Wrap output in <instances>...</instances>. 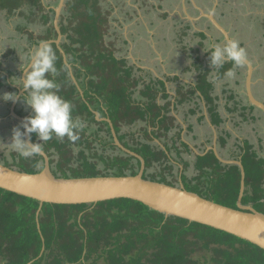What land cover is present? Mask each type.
<instances>
[{"label": "trees", "instance_id": "trees-1", "mask_svg": "<svg viewBox=\"0 0 264 264\" xmlns=\"http://www.w3.org/2000/svg\"><path fill=\"white\" fill-rule=\"evenodd\" d=\"M59 1L52 0L47 5L56 6ZM28 6L30 21L38 18L45 24L52 22L44 35L26 30L28 42L37 46L41 42L56 40L55 11L47 12L43 0H0V10L9 16ZM110 16L111 12L103 8L102 0H66L59 23L61 34L65 36L61 48L79 86L84 89L83 96L72 82L60 50L55 43L49 44L57 54L59 73L56 76L49 73L47 78L55 80L59 85L58 94L71 102L74 118H79L84 124L98 126L97 130L88 133L90 125H86L75 142L66 137L63 140L54 137L45 143L32 134L33 143H43L52 173L63 178L69 177L67 173L75 175L71 177L108 176L100 174L95 160L100 162L110 156L100 153L94 142L104 143L113 149L116 146L109 124L97 121L96 111L101 117H109L120 142L145 160V172L159 168L151 175H154L151 180L174 186L177 177L185 175L191 192L237 209L242 179L239 166L224 165L213 151H209L196 157V175L189 178L186 171L190 162L185 161L182 155H190L192 150L182 141L183 128L172 115L173 102L165 87L166 80L144 81L143 77L135 75V66H129L126 58L115 55L114 44L106 42L111 28ZM182 34L187 36L185 30ZM198 36L202 40L207 39L205 33H198ZM196 53L193 68L198 77L195 85L186 86L175 76L174 81L179 83L175 89V109L202 99L212 124L220 127L224 124V117L214 95V84L225 79L224 73L233 66L228 62L215 69L210 62L204 63L205 58L201 59L198 51ZM206 58L210 59V52ZM6 78L7 75L0 71V81L5 82ZM140 84L143 88L135 97ZM160 100L166 102L161 104ZM232 101L234 107H226L229 113L255 109L248 103L246 106V102L239 101L234 94L229 97V102ZM197 112H200L198 123H201L205 115L195 101V108L189 113ZM137 123L143 126L135 132L130 128ZM193 126H188V132H192ZM104 128L109 139L100 136ZM155 139L160 143L154 144ZM219 139L220 147H226L227 137L220 136ZM237 147L240 152L235 159L241 158L245 170L242 204L252 205L264 214L263 145L258 152L249 141ZM76 148H79L77 153ZM169 150H174V153L170 154ZM14 154L17 157L11 155L13 162L10 167L30 174L44 168L41 155L26 159L16 152ZM124 154L112 155L111 158L120 160V166L125 169L130 168L131 175H137L141 162ZM118 163L109 159L108 164L116 166ZM125 169L121 168L122 171ZM118 202L117 205L110 201L77 205L44 203L37 218L39 201L0 188V264H264L263 249L234 235L179 217L166 218L163 213L135 200L119 199Z\"/></svg>", "mask_w": 264, "mask_h": 264}, {"label": "rangeland", "instance_id": "rangeland-1", "mask_svg": "<svg viewBox=\"0 0 264 264\" xmlns=\"http://www.w3.org/2000/svg\"><path fill=\"white\" fill-rule=\"evenodd\" d=\"M150 1H154L158 6L160 5V9L154 8L152 10L148 0L142 1V3L144 2L145 4L141 6H140V2H141L140 0L138 1L102 0L103 8L111 12V16H110L111 28L109 29V33L106 36V42H111L114 44L116 49L115 55L120 58H126L128 60L129 66L132 64H136L137 66L140 65V67L143 68V70L138 69L136 72L138 73V75L143 77L145 81L149 82L150 80H157L159 78H162L167 82L165 87L166 88L170 87L169 88L170 91L175 93V89L177 85H179V83L175 81L172 83L167 81V75L170 74L172 70H173L172 73L175 74L174 75L171 74V76L179 75L180 82L182 84L185 83L184 80H186L189 84H193L196 80L195 79L196 74L194 73V71L192 70V72H189V70L187 69L189 67H187L186 64L187 63L189 64L192 61L187 59L188 55L186 53L188 51V48L186 47L187 49H182V46L185 45V41L188 40L189 37L193 36V27L191 25V22H193L197 30H194L196 31L194 32L195 39L191 44H189L190 45L189 47H194V46L197 47V43L201 39L197 35V33L200 30L205 29L204 27L207 24H210L211 26L209 32H211L214 42L218 41V43L219 42L223 43L224 38L212 26L211 22L207 17L205 16L199 17L200 13L198 10L196 11V9L193 8H191L190 10L188 9L189 6L192 7L191 4L187 3L186 5L187 10L185 11L188 12L190 11L189 12L190 19H187L182 4L183 0H150ZM196 1L205 7V11H204L205 14H209V10H212L214 16L223 17L222 20L224 24H226L225 27L230 28L229 35L231 39H235L239 41L240 46L246 50V53L249 54L250 56H253L252 59L253 61H251V63L253 64L254 69L256 70L255 86L256 88H258L259 91L263 90L261 88V85L264 84V39L262 38L261 34L262 32H264V0H220L221 7L217 8L216 10L213 8L214 0H196ZM43 2L46 4L47 12L53 10L58 6L51 4L47 5L49 4V2H52V0H43ZM185 2H187V0H185ZM137 7H139L140 16L138 15V13H135L134 11ZM29 9H30L29 6L22 7L18 10V12L15 15L12 16H9L6 11L0 10V48H5V46L10 47L13 45L18 47V45H20V46H27L28 48H30L31 51L34 47H36V45L34 46L29 44L27 40L28 38L27 33L26 32L21 33L17 28L19 26L23 27V25H26L27 28L33 31L36 35L46 34L47 29L52 24V22L49 24H45L43 20L38 18H35L34 22L30 21ZM165 12L168 13L167 16L164 15ZM31 16L33 15L31 14ZM194 18H197V20H194ZM186 25H190L191 28L184 29L185 32L187 33V36L186 35L184 36V40L182 42L177 39V35L180 32L179 31L180 28ZM227 28L225 29L227 30ZM173 37L176 39V41H171ZM63 39L65 40V36H63ZM51 41L52 40L47 41L45 43L51 44L50 43ZM56 46L60 50L59 46L58 45ZM155 50L157 51L158 54L155 52ZM30 51L28 50L26 51V53L21 55L24 62H27V54ZM180 54H181V58H180ZM178 58H180L184 62V65L186 66L185 68L186 70L184 71L183 74L184 77L182 75L181 64L178 63L179 62ZM15 61L16 60H14V62ZM17 62H19V60H17ZM241 69H242V75H241L242 84L240 86H235V85L231 86L230 84L229 87H227L226 89L228 92L226 91L224 92L223 88L221 87L222 84H220V81H217L214 84L215 87L214 95L218 97L216 99L218 105L220 106V110L222 114L224 115V117H227V120L229 118L230 122L233 123V125H230V129L239 132V137H240L239 145H241V143L244 142L245 140L253 141V138L250 137V133L254 135V131L245 121L244 123L237 122V119L235 118L236 115H238L237 113L236 115L230 114L228 113L227 110L225 111L226 108L223 110V107H226L227 105L226 98H229L232 92H234L233 89H237L239 94L241 93L240 94L241 96L244 95L245 92L244 86L246 81L247 69L245 66H243ZM176 70H179V72L177 73ZM137 73L135 74L136 76H138ZM212 79H215V77H213ZM3 83L4 82H2L1 80L0 86H4ZM6 86L9 87L8 83H6ZM142 88L143 86L140 84V86L136 91V94L134 95L135 97L139 95V91ZM77 89L80 95L81 93L83 95L84 89H81L80 86L77 87ZM8 93H15V91L13 90V88H10V90H8ZM173 97L174 96H172L171 99H173ZM195 101L201 106L204 112L205 102L202 99L201 100L195 99L191 102H187L180 105L177 112H174V114L177 115L179 117V120L182 121L186 131L188 129L189 124L193 123L196 125L194 126L195 127L194 132L189 133V135L188 132L186 131L182 132V141L188 144L189 147L191 148V142L195 144V142H193L194 140L191 139V135L197 136L198 138L196 139V143L199 142L200 140L201 143H203L202 140L205 139V144L203 147V149H205L206 145H209L208 142L213 140L212 135L210 136L212 132L210 131L209 125L206 120H203V122H201L200 124L197 123V117L200 115V113H196V114L189 113L190 109L195 108ZM159 102L161 104H164L166 101L160 100ZM11 103L12 102H8V107L11 106ZM92 103L94 104V106H96L95 101H92ZM233 103H234L233 101L229 102V104L232 105ZM12 107L10 111L7 109V112L5 111L4 115H0V117L6 116L5 120H0V164L5 166L7 165V167H10L11 163L13 162V158L11 155L13 154V157H17L16 154H14L15 152L8 147L12 142L11 141L12 129L16 126H19L21 123V121L19 120L16 121L13 119L15 117H13L12 115ZM1 110L2 108H0V112ZM29 112H30L29 116L33 114L31 108H29ZM86 125H90L88 133H91L98 129V126L94 123L91 124L85 123V126ZM141 126H143L142 123H137L136 125L131 126L130 129L137 132V130ZM139 134L140 133H137V135ZM260 134L263 137L264 135L263 129L260 132ZM224 135L226 136V134ZM100 136H104L106 139H109L108 133L106 132V128L100 131ZM34 140L36 141V139ZM154 141H156V139ZM100 143L101 142H94V146H96V149L100 153H103L105 156H110L109 159H111L112 162L119 161V163L115 166L108 164L109 163L108 158H104L100 162L96 159L95 162H98L99 164L98 170L101 172L100 174H106L108 176H116V177L131 175L130 168L125 169L123 165L120 166V160H115L111 158L112 155L117 157L118 155H123L125 152L117 147L116 148L118 150L116 148L113 149L110 146L105 145L104 143H101L102 144L101 146ZM211 143L212 142H210V144ZM154 144H158V143L155 142ZM217 146L218 148H220L219 143ZM102 147H106V148H102ZM221 149H222V154L225 156V159H232L233 156H238L240 152L238 147H235L234 151H232L230 154L225 152L224 148ZM78 150L79 148H76L75 153H77ZM138 151L141 152V149L138 148ZM173 151L169 150L168 152L172 154ZM207 151L208 149L205 152L201 153L198 152L197 150H193V152H191L190 155H187L185 153L183 155L181 154L182 156H184L185 161L190 162L189 169L186 171V174L189 176V178H192L196 175L195 160L196 157L198 156L197 154L198 153L204 154ZM86 152L89 153L88 150H86ZM124 155L132 156L127 153H125ZM262 155H264V152H262ZM180 159H183V157H181ZM15 161L17 162L18 159L15 158ZM133 162L135 163L136 160L132 161V163ZM121 168L125 170L122 171ZM157 170H159V168L158 169L151 168L144 173V176L150 179L154 176L151 175L154 174V172H156ZM90 171L91 169L88 170L87 172ZM67 174L69 175L68 178H75V177H71L75 175H71L70 173ZM76 174H81V173H76ZM84 174L90 175L89 173H85V172ZM169 178H171V176H169ZM179 185H183L186 190L190 191L189 190L190 184L189 181L185 178V175L184 176L179 175L177 177V181L174 182V186H179ZM109 201L114 205L119 204L118 202L119 199L109 200Z\"/></svg>", "mask_w": 264, "mask_h": 264}, {"label": "water", "instance_id": "water-1", "mask_svg": "<svg viewBox=\"0 0 264 264\" xmlns=\"http://www.w3.org/2000/svg\"><path fill=\"white\" fill-rule=\"evenodd\" d=\"M65 4L66 0H60L58 6L54 8V26L58 37L50 43L59 46L64 62L69 69L71 80L79 87L73 68L67 62V56L61 48L63 35L60 31L59 22ZM204 16L209 19L212 26L223 36L225 41L231 40L228 31L217 21L213 12L212 14H204ZM245 66L247 68L245 81L247 97L251 105L262 111L264 118V103L259 101L252 93L254 66L250 60L247 61ZM13 108L14 106L12 107L13 117L22 122L25 117L16 114ZM95 115L97 121L109 123L116 146L141 162L137 175L56 177L51 170L50 158L43 151L41 156L44 159V168L38 173L30 174L15 167L11 168L0 164V188L39 201L37 218L44 203L77 205L96 204L115 199H131L143 203L152 210L163 213L166 218L175 216L189 222L209 226L248 241L264 250V214L255 210L252 205L242 204L245 193V170L241 160L222 159L216 148H212L220 162L237 165L241 170L242 179L237 209H232L190 192L183 185L171 186L144 178L145 160L120 143L108 117L99 118L100 114L98 112H95ZM206 116L208 115L206 114ZM205 154L198 153V155ZM43 251L44 248L42 253Z\"/></svg>", "mask_w": 264, "mask_h": 264}, {"label": "clouds", "instance_id": "clouds-1", "mask_svg": "<svg viewBox=\"0 0 264 264\" xmlns=\"http://www.w3.org/2000/svg\"><path fill=\"white\" fill-rule=\"evenodd\" d=\"M209 14H212V10H209ZM205 51L206 52L210 51V63L211 66L215 69L222 68L225 65V63L231 62L233 67L224 73V76L230 79L234 78L236 74V70L243 67L248 61L246 50L243 47H241L239 41L235 39L228 40L226 42H223L222 44H218L214 42L210 43L208 46V50ZM56 64H57V54L53 49V47L45 42H41L39 46L34 47L27 54V62H22L20 66L19 71L23 74V79L21 80L18 77H12L10 80L11 85L18 87L21 90V93L20 94L5 93L3 97H0V99H3L5 102L16 103L17 101H20L25 106L32 109L33 114L25 117L19 126H16L12 129V135H11L12 142L8 147L12 151L16 152L20 157L27 159L42 155L44 151L43 143H32L31 142L32 134H35L38 140L45 143L52 140L54 137L59 140H63L66 137L70 142H75L79 139L80 133L84 130L85 127L84 122L79 118L73 117L72 114L73 105L71 104V102L63 99L58 94L59 85L56 83L55 80L47 78V74L49 73L52 74L53 76H56L59 73ZM169 93L171 98L172 96H174L173 99L170 98L173 102L172 115H174L177 118V121H179L182 125H184L182 121L179 120V117L174 114V112H177L179 108L178 107L177 109H175L174 102L176 98V93H173L172 91ZM203 114L205 115L206 118L205 120L207 121L210 131L212 132L210 136L212 134L217 133V130L220 131L221 129H222V132H220L221 136H225L224 133L226 131L223 127L224 124L221 125L220 127H216L215 125L212 124L206 109V104ZM206 114L208 116H206ZM198 117H197V123H198ZM99 118H107V116L101 117L100 115ZM225 119L226 117H224V123H225ZM100 122H105V121H100ZM193 125L196 126L195 124ZM21 128L23 129V132L21 131ZM183 131L184 132L186 131L185 127L183 128ZM186 132H188V129ZM189 133L190 132H188V135ZM229 133L230 132L227 131V134L225 136L227 137L226 146H228L229 135H230ZM261 138L263 140L262 145L264 148V136ZM157 141L158 140H156L155 142L158 143L159 141L158 142ZM208 143H210V141ZM238 144H236L235 147H237ZM243 144L244 142L241 143V146ZM190 149L192 150V152L193 150H197L198 152L202 153L205 152L204 150L206 148L203 150H198L196 147H192ZM211 149L212 146L210 149H208L207 152H209V150ZM225 160H230V159H225ZM231 160H237V159H235V156H233ZM238 160H241V158Z\"/></svg>", "mask_w": 264, "mask_h": 264}, {"label": "crops", "instance_id": "crops-1", "mask_svg": "<svg viewBox=\"0 0 264 264\" xmlns=\"http://www.w3.org/2000/svg\"><path fill=\"white\" fill-rule=\"evenodd\" d=\"M136 1H138V0H136ZM141 2H140V6L141 5H143V4H145L144 2L142 3V1H145V0H140ZM149 1V5L151 6V9L153 10L154 8H157V9H160V5L158 6V5H156V3L154 2V1H150V0H148ZM187 3H189V4H191L192 5V7L191 6H189L188 7V9L190 10L191 8H193V9H196V11L198 10L199 11V16L202 14L203 16H204V11H205V7L202 5V4H200V3H198L196 0H187V2H185V0H183L182 1V4H183V8H184V11L185 10H187V8H186V5H187ZM66 5V4H65ZM133 6V5H132ZM221 7V2H220V0H214V6H213V8L216 10L217 8H220ZM135 13H138V15L140 16V13H139V7H137L135 10ZM190 12V11H189ZM189 12L188 11H185V15H186V18L187 19H190V14H189ZM164 15H168V13L167 12H165L164 13ZM201 15V16H202ZM55 16V15H54ZM215 18L217 19V21L223 26V27H225V25L226 24H224V22H223V20H222V18L223 17H218V16H215ZM60 19H61V17H60ZM194 20H197V18H194ZM53 23H54V19H53ZM60 23V22H59ZM191 25H192V27H193V36L192 37H189V39L188 40H186L185 41V45H183L182 46V49H187L188 48V51H187V55H188V57H187V59L188 60H192L191 61V63H187L186 65H187V67H189V68H187L188 70H189V72H192V70L194 71V73L196 74L195 76H196V80H195V82L193 83V84H189L186 80H184V82L185 83H183L184 85H186V86H193L195 83H196V81H197V77H198V74H197V72L194 70V68H193V64H194V61H195V58H196V55H197V53H196V51H198V53H199V55H200V58L201 59H203V58H205L204 59V63H206V62H210V59L209 58H207L206 59V57H207V55H208V53L210 52V51H205V50H208V46H209V44L210 43H213L214 41H213V38H212V35H211V32H209V30H210V24H207L204 28L205 29H202V30H200L199 32L201 33H205L206 34V36H207V39L206 40H202V39H200L199 41H198V43H197V47H189L190 45L189 44H191L193 41H194V39H195V34H194V32H196V31H194V30H197V28L194 26V24H193V22H191ZM187 26H189V25H186V26H183V27H181L180 28V32H179V36L177 35V39L179 40V41H182L183 42V40H184V36H183V34H182V31H183V29L185 28V27H187ZM191 27V26H190ZM18 28V30L21 32V33H24V32H26V30H28V31H31V30H29L28 28H27V26L26 25H23V27H21V26H19V27H17ZM21 28H23L24 29V31H23V29H21ZM188 28V27H187ZM225 28H227V27H225ZM230 28H227V30H228V32H229V34H230V30H229ZM207 32V33H206ZM261 36H262V38L264 39V32H262V34H261ZM188 38V37H187ZM171 41H176V39L173 37L172 39H171ZM208 43H207V42ZM214 43H218V41L217 42H214ZM29 44H31V45H34V44H32V43H29ZM219 44V43H218ZM220 44H222V42L220 43ZM35 46V45H34ZM242 46H243V44H242ZM32 47V46H31ZM187 47V48H186ZM205 49V50H204ZM30 51V48H28L27 46H20V45H18V47H16V46H10V47H6L5 46V48H0V71H2L4 74H6L7 75V78H6V80H5V82L3 83L4 84V86H1L0 87V97H3V95L5 94V93H8V90H10V88H13V90L15 91V93H17V94H20L21 93V90L18 88V87H15V86H13V85H11V83H10V80H11V78L12 77H18V78H20L21 80L23 79V74L19 71V69H20V66H21V64H22V62H24L23 61V58L21 57V55H23L24 53H26V51ZM155 52L157 53V51L155 50ZM158 54V53H157ZM247 57H248V59L250 60V61H253L252 59H253V56H250L249 54H247ZM118 58H120V57H118ZM180 58H181V54H180ZM180 58H178V60H179V62L178 63H180L181 64V69H182V75L184 74V71L186 70L185 68H186V66L184 65V62L180 59ZM14 60H16L15 62H14ZM17 60H19V62H17ZM178 63H176V64H178ZM175 64V65H176ZM135 66V71H137L138 69H141V70H143V68H141L140 67V65H136V64H132V66ZM242 68V67H241ZM241 68H239V69H237L236 70V74H235V77L234 78H228V77H226L225 79H223V80H220V84H222L221 85V87L223 88V90H225L224 89V87L227 89V87H229V85L231 84V86L232 85H235V86H237V85H241L242 84V82H241V75H242V69ZM180 69V68H179ZM151 70H153V69H151ZM173 71V70H172ZM172 71H171V73L170 74H168L167 75V81L168 82H174V80H175V76H177L178 77V81L180 80V77H179V75H175V76H171V74H175V73H172ZM175 71V70H174ZM176 72L178 73L179 72V70H176ZM138 76H140V75H138ZM170 76V77H169ZM158 77V76H157ZM183 77H184V75H183ZM253 77H254V79H255V77H256V70H255V72H254V75H253ZM8 79V80H7ZM160 79H162V78H160ZM145 81V80H144ZM177 82V81H176ZM183 82V81H182ZM6 83H8V85H9V87H7L6 86ZM224 86V87H223ZM3 87V88H2ZM170 87H168L167 89H168V92H171L170 91V89H169ZM261 88L263 89V90H261L260 92H261V94L259 95L261 98H262V100H260V101H262L263 103H264V84H262L261 85ZM244 102H246L245 104H246V106L248 105L247 104V101H244ZM251 105V104H250ZM12 106H14V111H16V113H20L22 110H24L25 111V113H26V111H27V114H30V112H29V107H27V106H25L22 102H20V104H19V102L17 101L16 103H11V106L10 107H8V102H5L3 99H0V108H2V110H1V112H0V115H4V112L6 111L7 112V109L10 111V109H11V107ZM228 106L230 107V108H233L234 107V104L232 105V104H228ZM245 106V107H246ZM225 109V107H223V110ZM225 111H226V109H225ZM239 112V114H241V116L243 117H241V116H239V114L237 113V112H233V113H230V114H234V115H236V113L238 114V115H236V119H237V122H239V123H244V121L253 129V131H254V135H252L251 133H250V137H252L253 138V141H251V140H247V141H249L251 144H253V145H255V147H256V149L258 150V151H260V146H262V136H261V134H260V132L262 131V129L264 128V118H263V115H262V111L260 110V109H258V108H255L254 110H252V111H250V109H248L247 110V112H243V111H241V110H238ZM23 112V111H22ZM242 113H245L246 114V116L245 115H243ZM5 118H6V116L5 117H0V120H5ZM14 120H16L15 118H13ZM16 121H18V120H16ZM230 125H233V123H231L230 122V119L228 118V120H227V117H226V119H225V123H224V129H225V131L227 132H230L229 134V141H228V146H226V147H224V150H225V152H227L228 154H230L232 151H234V148H235V145L236 144H238L239 143V141H240V137H239V132H237V131H235V130H231L230 129ZM183 126L184 125H182L181 127L183 128ZM185 127V126H184ZM194 129H195V127L193 126V131L192 132H194ZM260 131V132H259ZM220 132H222V129L220 130ZM264 136V135H263ZM193 137H194V135H191V139H193ZM215 137L217 138V133H215ZM203 141V143H200V144H197V145H193V144H191V148L192 147H196L198 150H203V147H204V144H205V139H203L202 140ZM210 142H212V141H210ZM190 143V142H189ZM213 143V142H212ZM210 144L209 143V145H206V150L207 149H209V147H211L213 144ZM233 146V147H232ZM219 156L221 157V158H224L225 159V156L222 154V150H219Z\"/></svg>", "mask_w": 264, "mask_h": 264}, {"label": "flooded vegetation", "instance_id": "flooded-vegetation-1", "mask_svg": "<svg viewBox=\"0 0 264 264\" xmlns=\"http://www.w3.org/2000/svg\"><path fill=\"white\" fill-rule=\"evenodd\" d=\"M202 15V14H201ZM199 16V17H202V16ZM188 28H191L190 27V25L189 26H187ZM184 29H187L186 27L184 28ZM183 29V30H184ZM198 33H200V32H198ZM198 33H197V35H198ZM224 42H226L225 40H224ZM219 43H221V42H219ZM249 60V59H248ZM251 62V61H250ZM245 66V65H244ZM246 67V66H245ZM247 69V68H246ZM255 70V69H254ZM254 75V74H253ZM246 76H247V72H246ZM252 93H253V95L260 101V100H262V98L259 96L260 94H261V92L258 90V88H256V86H255V79H254V77L252 78ZM237 86H239V85H237ZM245 87V92H244V95L243 96H241L240 94H239V92H238V90L237 89H233V91L234 92H232V94H234V95H236L237 96V99L239 100V101H247V103L248 104H250V102H249V99H248V97H247V93H246V86H244ZM236 93V94H235ZM231 94V95H232ZM230 97V96H229ZM245 97V98H244ZM216 98H218L217 96H216ZM204 101V100H203ZM226 104H227V106L226 107H229L228 106V104H229V98H226ZM19 102V104H20V101H18ZM262 102V101H261ZM206 104V103H205ZM225 107V108H226ZM204 108H205V105H204ZM219 109H220V106H219ZM254 110V109H253ZM23 111V112H22ZM21 111V115H20V113H16V114H18L19 116H21L22 117V115H23V117H27V116H29V114H27V113H25V111L24 110H22ZM240 116V115H239ZM116 135H117V138H118V134L116 133ZM120 135V134H119ZM220 136H221V133H220V131H218L217 130V138L215 137V134H212V137H213V140H212V148H216V150L218 151V153H220L219 152V150H222V149H220V148H217L218 146V143H219V138H220ZM198 137L197 136H195V137H193V142H195V144H193L192 142H191V144H193V145H197V144H200L201 143V140L199 141V142H197L196 143V139H197ZM118 140H119V138H118ZM120 141V140H119ZM121 143V142H120ZM122 144V143H121ZM114 145L116 146V144L114 143ZM123 145V144H122ZM124 146V145H123ZM217 146V147H216ZM117 148H119L118 146H116ZM125 147V146H124ZM116 148V149H117ZM125 148H127V147H125ZM211 147H209V149H210ZM115 149V148H114ZM120 149V148H119ZM128 149V148H127ZM118 150V149H117ZM130 150V149H129ZM123 151V150H122ZM132 151V150H131ZM204 151H206V149L204 150ZM209 151H212V149L211 150H209ZM125 152V151H124ZM134 152V151H133ZM126 153V152H125ZM137 154V153H136ZM139 155V154H138ZM136 159V158H135ZM231 160V159H230ZM225 165H229V164H225Z\"/></svg>", "mask_w": 264, "mask_h": 264}]
</instances>
